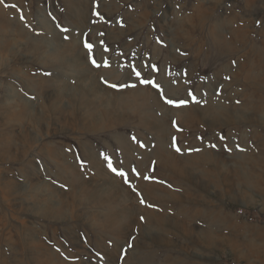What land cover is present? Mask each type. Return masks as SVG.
Here are the masks:
<instances>
[{
    "label": "rangeland",
    "instance_id": "374dc122",
    "mask_svg": "<svg viewBox=\"0 0 264 264\" xmlns=\"http://www.w3.org/2000/svg\"><path fill=\"white\" fill-rule=\"evenodd\" d=\"M0 264H264V0H3Z\"/></svg>",
    "mask_w": 264,
    "mask_h": 264
},
{
    "label": "snow or ice",
    "instance_id": "6c2138e0",
    "mask_svg": "<svg viewBox=\"0 0 264 264\" xmlns=\"http://www.w3.org/2000/svg\"><path fill=\"white\" fill-rule=\"evenodd\" d=\"M0 3H3V0H0ZM6 7L8 6V5H5ZM12 7H15V5H12ZM64 31H67V29H64ZM85 47H87L88 49H89V52H91V50H92V45L91 44H85ZM92 63L95 65V66H97V67H99V65H97L96 64V62H95V60H93L92 61ZM137 76H139V73H137ZM144 83H152V86L153 87H157V88H159V86L158 85H156L155 83H153V82H151V81H144ZM112 87H116L115 85H111ZM167 103H174L173 101H171V100H168V101H166ZM177 150H179V149H177ZM105 159H107V157H105ZM109 168L113 171V172H115L117 175H121V176H124L125 174L123 173V172H119V171H117L115 168H112V166H111V163H109ZM127 182V181H126Z\"/></svg>",
    "mask_w": 264,
    "mask_h": 264
},
{
    "label": "bare ground",
    "instance_id": "6f19581e",
    "mask_svg": "<svg viewBox=\"0 0 264 264\" xmlns=\"http://www.w3.org/2000/svg\"><path fill=\"white\" fill-rule=\"evenodd\" d=\"M248 1V0H247ZM222 23V22H221ZM218 24V23H217ZM218 27V26H217ZM214 36V35H213ZM215 37L217 38V39H219L220 40V43H227L228 44V42L225 40V36H220V35H215ZM219 42V41H218ZM223 44V45H224ZM222 48V47H221ZM229 50V49H228ZM65 54V53H64ZM70 55V54H69ZM257 55V54H256ZM54 56V55H53ZM66 56V55H65ZM65 56H63V58H66ZM58 57V56H57ZM75 57V56H74ZM66 59H68V58H66ZM70 59H72V57L70 58ZM69 59V60H70ZM73 60V59H72ZM67 61V60H66ZM65 62V61H64ZM74 62V61H73ZM84 62V61H83ZM69 63V62H68ZM78 63H80V62H78ZM83 66V65H82ZM80 67V66H79ZM83 69V68H82ZM82 81V80H81ZM89 81V80H88ZM79 83V82H78ZM80 83H82V82H80ZM87 83V82H86ZM88 84V83H87ZM79 85H81V84H79ZM83 85V84H82ZM78 87V86H77ZM80 90V89H79ZM102 90V89H101ZM143 93V92H142ZM134 109V111H137V110H139V109H137L136 107H133ZM142 111V110H141ZM133 112V111H132ZM216 112V111H215ZM139 113V112H138ZM188 115H189V112H188ZM122 116V115H121ZM184 117H187V113H185L184 114ZM213 118V117H212ZM228 120V119H227ZM159 127V129L162 127V125L160 124V126H158ZM157 126H156V128H158ZM165 153V152H164ZM170 156V158H171V155H169ZM216 157V156H215ZM242 157V156H241ZM213 159H214V157H213ZM240 159V158H239ZM176 160V159H175ZM222 161V160H221ZM224 161V160H223ZM220 162V161H219ZM179 163V162H178ZM226 163V162H225ZM176 164V163H175ZM222 164H224V163H222ZM226 164H228V163H226ZM222 166H224V165H222ZM228 168V167H227ZM231 170V169H230ZM238 176V175H237ZM239 179V178H238ZM78 184V182L76 183V185ZM73 185V184H72ZM82 185V184H81ZM77 186H79V185H77ZM82 186H84V185H82ZM86 186V185H85ZM80 190H81V188H80ZM113 191V190H112ZM123 191V190H122ZM123 193H124V195L126 196V192H124L123 191Z\"/></svg>",
    "mask_w": 264,
    "mask_h": 264
}]
</instances>
